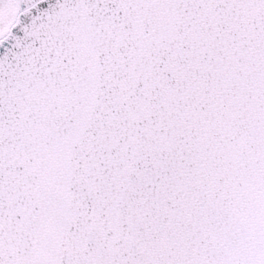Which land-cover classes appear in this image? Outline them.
<instances>
[{
	"label": "snow or ice",
	"instance_id": "snow-or-ice-1",
	"mask_svg": "<svg viewBox=\"0 0 264 264\" xmlns=\"http://www.w3.org/2000/svg\"><path fill=\"white\" fill-rule=\"evenodd\" d=\"M0 264H264V0H0Z\"/></svg>",
	"mask_w": 264,
	"mask_h": 264
}]
</instances>
